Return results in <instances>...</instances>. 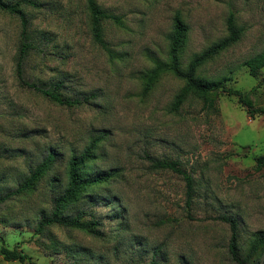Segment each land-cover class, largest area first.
Masks as SVG:
<instances>
[{"label":"rangeland","instance_id":"obj_1","mask_svg":"<svg viewBox=\"0 0 264 264\" xmlns=\"http://www.w3.org/2000/svg\"><path fill=\"white\" fill-rule=\"evenodd\" d=\"M28 20L32 48L17 77L21 25L0 11V243L30 260L0 264H237L228 243L237 224L241 256L264 231V116L251 120L236 98L215 93V106L188 96L176 111L184 82L161 75L149 91L143 77L168 61V37L179 14L188 28L180 63L227 36L234 17L239 40L199 67L196 75L243 92L264 78L246 62L264 47V0H95L119 20L92 33L85 0H3ZM58 86L79 105L62 106L35 87ZM92 95H95L92 98ZM91 98L84 101L85 97ZM251 98L264 109V83ZM91 170H115L65 210L89 232L60 225L36 230L67 184L68 163L90 143ZM54 154L36 185L20 191L32 171ZM146 157L176 162L193 180L152 169ZM251 264H264L262 250Z\"/></svg>","mask_w":264,"mask_h":264},{"label":"trees","instance_id":"obj_2","mask_svg":"<svg viewBox=\"0 0 264 264\" xmlns=\"http://www.w3.org/2000/svg\"><path fill=\"white\" fill-rule=\"evenodd\" d=\"M88 9L91 14L92 20V33L96 42H101V34L99 23L104 19H112L119 23L117 18L104 13L99 9L95 0H85ZM33 3L31 0L26 1V3ZM0 11L5 12L11 16L17 17L21 25V47L19 50V56L16 66L17 77L20 82L24 81L22 77V66L23 62L27 56V53L32 48L28 40V20L23 11L15 4L6 3L0 0ZM227 36L220 40L219 42L211 45L207 50L203 51L201 54L194 56L188 63L185 70L181 68L180 54L184 48L188 28L179 14H176L173 18L172 31L168 37V61L164 64H156V66L149 71L144 77V91L149 92L154 85L158 82L161 75L171 74L176 78L184 82L182 90L175 97L172 105V110L176 111L179 109L180 105L187 99L188 96H194L198 100L203 102V108L211 109L215 106V93L221 92L227 96L236 98L239 106L246 110L248 117L254 120L255 116H264L263 108H255L254 102L251 98L252 93L258 89L263 83L264 78L260 83L251 89L249 92H243L231 87H225L222 85L221 80L213 81L209 79L200 78L196 75L199 67L204 65L208 60L218 55L223 50L234 45L240 38L242 33L241 29H238L234 23L233 15H230L226 21ZM248 67V73L251 77H259V72L264 68V47L261 53L255 55L246 62ZM35 87V90L43 95L44 97L50 99L52 102L62 105V106H72L79 105L81 102L79 100H68L61 97L57 92L58 86L52 89L45 88L43 86ZM95 95H92L94 98ZM91 98L85 97L84 101ZM97 140L90 143L84 152L77 157H72L68 163V180L62 194L57 197L54 201V207L51 214L44 217L37 228V232L40 233L45 227L51 225H60L66 228H75L80 231L89 232L93 224H82L78 220L71 219L65 215V210L70 206L74 205L81 196L87 192L89 188L101 187L107 184L111 179L115 170L101 171V170H91L90 162L92 159V148L96 145ZM54 154H50L44 159V161L37 166V168L31 172L30 177L27 179L26 183L21 186L20 191L30 190L34 187L37 181L45 173L46 169L53 164ZM150 162L152 169L157 170H168L183 178L186 184V195L187 201L190 200L192 190H193V180L192 177L183 169L179 167L176 162L169 160H159L146 157ZM264 167V153L256 158V169L260 170ZM8 195L0 197V203L8 199ZM229 225L231 226V235L228 243V251L233 261L237 264H251L252 260L264 250V231H260L254 235L253 240L246 251L245 256L240 255L238 247V233L237 224L234 219H227ZM0 255L7 262L18 261L20 263H25L30 260V257L23 252L13 249L10 250L0 243ZM155 264V263H151Z\"/></svg>","mask_w":264,"mask_h":264}]
</instances>
